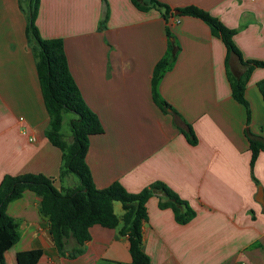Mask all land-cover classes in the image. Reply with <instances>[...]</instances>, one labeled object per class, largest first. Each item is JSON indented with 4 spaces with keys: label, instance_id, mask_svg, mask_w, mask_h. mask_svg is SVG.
Listing matches in <instances>:
<instances>
[{
    "label": "crops",
    "instance_id": "1",
    "mask_svg": "<svg viewBox=\"0 0 264 264\" xmlns=\"http://www.w3.org/2000/svg\"><path fill=\"white\" fill-rule=\"evenodd\" d=\"M157 1L206 11L236 31L233 42L244 60L264 61V0ZM27 7L28 0H0V182L4 176L40 174L59 190L74 189L77 177L59 178L61 151L45 137L49 116L27 38ZM168 25L178 52L157 92L174 118L151 98L153 68L168 53L159 11H139L131 0H39L35 19L42 39L62 40L71 77L103 128L89 138L85 156L94 186L118 182L138 193L160 182L195 212L180 225L170 209L159 208L158 196L147 200L141 249L151 264H264V204L255 200L259 187L264 196V152L251 168L246 138H264L257 89L264 70L253 69L245 85L247 117L231 95L222 41L195 18L173 15ZM228 69H242L235 55L228 56ZM173 119L191 126L196 145L172 126ZM112 207L121 221V204ZM6 214L17 224L18 240L2 253L5 264H17L16 254L30 250L42 252L37 264L131 260L121 223L115 229L91 227L82 252L71 256L55 248L34 193L25 191Z\"/></svg>",
    "mask_w": 264,
    "mask_h": 264
},
{
    "label": "trees",
    "instance_id": "2",
    "mask_svg": "<svg viewBox=\"0 0 264 264\" xmlns=\"http://www.w3.org/2000/svg\"><path fill=\"white\" fill-rule=\"evenodd\" d=\"M139 11L155 9L165 21V36L168 41V53L159 60L152 71L151 98L163 112L175 111L163 101L157 92V86L163 73L172 65L178 52L173 42L168 19L173 17H191L205 23L211 33L225 46L227 57L225 67L231 88L232 98L246 109L244 98L245 85L255 68L264 70V61L244 60L233 42L236 31L225 27L217 18L206 11L188 6L171 9L157 0H131ZM39 0H28L27 38L34 45L37 60L36 72L49 116V126L45 137L49 143L61 151L59 178L73 174L78 179L74 189H57L53 180L40 174L4 176L0 182V264H5L2 253L10 249L18 240L17 224L6 214V207L20 198L25 191L34 193L40 200V214L49 223L53 244L61 255L72 252L71 256L82 252L83 245L89 240V229L93 226L115 229L120 225L119 235L126 236L129 242L130 262L128 264H151L149 257L141 249L142 225L147 221L145 204L152 196H158L160 209H170L177 224L188 223L195 215L188 203L180 199L163 183L155 182L138 193L127 192L118 182L103 189H97L92 181L90 170L85 162L89 138L103 133V128L95 114L83 102L80 93L69 72L61 39H42L35 26ZM235 55L241 71L232 74L228 69V56ZM257 89L264 103V78L257 83ZM72 113L75 118L69 122L71 142L65 141L61 134L62 115ZM175 114V115H174ZM186 141L194 146L197 140L192 128L184 122L175 124ZM252 168L260 152H264V138H256L246 133ZM121 204V221L113 213V203ZM40 250L24 251L16 254L17 264H37ZM70 256V257H71Z\"/></svg>",
    "mask_w": 264,
    "mask_h": 264
},
{
    "label": "rangeland",
    "instance_id": "3",
    "mask_svg": "<svg viewBox=\"0 0 264 264\" xmlns=\"http://www.w3.org/2000/svg\"><path fill=\"white\" fill-rule=\"evenodd\" d=\"M101 25H104V19H101ZM163 114L166 115L167 113H163ZM74 118H75V116L72 113H64L63 114V121H62V128H61V133H62L63 137L65 136V138H66L68 136H71V132H70V129H69V122H70L71 119H74ZM180 120L183 121L182 118H180ZM171 124H172L173 127H175L179 131L178 127L175 126L176 121L174 119L172 120ZM72 177L76 178L74 175H72Z\"/></svg>",
    "mask_w": 264,
    "mask_h": 264
},
{
    "label": "water",
    "instance_id": "4",
    "mask_svg": "<svg viewBox=\"0 0 264 264\" xmlns=\"http://www.w3.org/2000/svg\"><path fill=\"white\" fill-rule=\"evenodd\" d=\"M173 14H174V15H177L178 12L175 11ZM255 200H256L258 203H260L261 205L264 204V196H263L262 189H261L260 187L257 189V193H256V196H255Z\"/></svg>",
    "mask_w": 264,
    "mask_h": 264
}]
</instances>
